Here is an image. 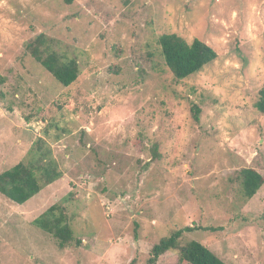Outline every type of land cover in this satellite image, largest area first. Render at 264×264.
I'll use <instances>...</instances> for the list:
<instances>
[{
  "label": "rangeland",
  "instance_id": "obj_1",
  "mask_svg": "<svg viewBox=\"0 0 264 264\" xmlns=\"http://www.w3.org/2000/svg\"><path fill=\"white\" fill-rule=\"evenodd\" d=\"M40 34L77 61L70 86L26 51ZM163 34L217 56L176 80ZM263 86L264 0H0V173L38 140L62 172L22 205L0 195V264H145L185 227L179 245L264 264ZM242 169L263 178L250 199ZM53 205L73 235L62 250L32 224Z\"/></svg>",
  "mask_w": 264,
  "mask_h": 264
},
{
  "label": "trees",
  "instance_id": "obj_2",
  "mask_svg": "<svg viewBox=\"0 0 264 264\" xmlns=\"http://www.w3.org/2000/svg\"><path fill=\"white\" fill-rule=\"evenodd\" d=\"M157 43L164 64L176 80L185 79L200 71L217 56L203 41L194 39L187 43L175 34H163L157 39ZM26 51L60 85L68 87L76 81L79 75L77 61L59 55L54 50L52 39L40 34L26 45ZM254 106L260 114H264V86L258 91V100ZM192 112L193 119L197 122L200 110L193 107ZM42 144L43 141L38 140L35 147L28 151L26 161L0 173V195L17 205H22L45 186L61 178L62 172L50 149L43 148ZM239 176L244 196L247 199L252 198L263 184L262 176L252 169H242ZM32 224L51 235L61 250L67 248L73 241L72 231L62 208L58 205L48 208ZM190 230L189 227H185L159 240L151 248L145 264H155L158 258L168 251L177 252L178 264H226L199 242L190 241L183 246L179 245L183 232ZM209 230L215 231L213 228Z\"/></svg>",
  "mask_w": 264,
  "mask_h": 264
}]
</instances>
